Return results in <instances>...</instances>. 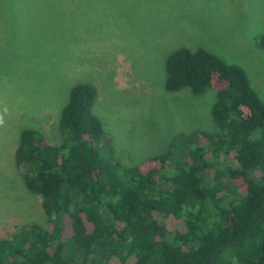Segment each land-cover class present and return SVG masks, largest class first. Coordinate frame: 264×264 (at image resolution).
I'll list each match as a JSON object with an SVG mask.
<instances>
[{
	"label": "trees",
	"instance_id": "trees-1",
	"mask_svg": "<svg viewBox=\"0 0 264 264\" xmlns=\"http://www.w3.org/2000/svg\"><path fill=\"white\" fill-rule=\"evenodd\" d=\"M164 67L167 91H214L218 131H196L173 166L176 140L118 171L99 150L94 86L74 84L61 145L20 132L14 161L46 225L0 238V264H264V101L241 66L202 47L171 51Z\"/></svg>",
	"mask_w": 264,
	"mask_h": 264
},
{
	"label": "rangeland",
	"instance_id": "rangeland-1",
	"mask_svg": "<svg viewBox=\"0 0 264 264\" xmlns=\"http://www.w3.org/2000/svg\"><path fill=\"white\" fill-rule=\"evenodd\" d=\"M263 33L264 0H0V238L46 225L14 150L26 128L63 143L60 111L71 86H94L93 112L105 131L99 150L118 171L176 140L173 166L196 131L218 128L212 89L164 88L168 54L209 50L241 66L264 101Z\"/></svg>",
	"mask_w": 264,
	"mask_h": 264
}]
</instances>
